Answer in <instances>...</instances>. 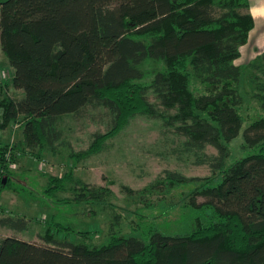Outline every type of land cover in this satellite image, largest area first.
<instances>
[{
    "label": "trees",
    "instance_id": "trees-1",
    "mask_svg": "<svg viewBox=\"0 0 264 264\" xmlns=\"http://www.w3.org/2000/svg\"><path fill=\"white\" fill-rule=\"evenodd\" d=\"M254 26L250 0H0L2 49L15 70L13 86L23 92L0 100V134L22 121L26 143L55 148L64 117L104 108L111 126L95 134L87 156L144 115L184 137L185 149L214 173H166L172 185L199 183L185 232H167L140 217L131 227L141 236H126L117 214L102 245L61 240L51 231L45 244L3 238L0 264H264V51L250 75L261 111L247 126L242 67L235 62ZM148 59L163 68L145 83L141 65ZM194 78L202 88H193ZM242 131L248 152L228 164V143ZM208 146L217 154L206 153ZM5 149L0 188L10 180ZM65 180L51 177L47 192L64 189ZM110 194L78 182L67 202H105ZM198 196L205 201L198 203ZM28 224L0 216L2 227L24 231Z\"/></svg>",
    "mask_w": 264,
    "mask_h": 264
},
{
    "label": "rangeland",
    "instance_id": "rangeland-1",
    "mask_svg": "<svg viewBox=\"0 0 264 264\" xmlns=\"http://www.w3.org/2000/svg\"><path fill=\"white\" fill-rule=\"evenodd\" d=\"M241 53L235 62L242 67L239 88L244 105L241 112L247 119V126L261 111L260 101L253 97L255 84L250 79L251 63L260 54L256 55L250 44L243 46ZM141 68L145 73L143 82L149 83L163 64L148 59ZM14 75L15 70L2 49L0 31V100L6 94L23 97V92L13 86ZM199 87L203 86L194 78L193 88ZM150 99L156 102L153 94ZM111 119L108 110L93 107L80 115L64 117L59 123L63 140L55 148L42 149L26 143L22 121L12 122L0 134V147H6L4 156L10 172L9 184L0 188V216L13 215L29 223L24 231L0 226V241L16 237L45 244L44 237L51 231L61 240L102 245L108 241L117 214L121 215L119 232L126 236H141L131 227L132 221L140 222V217L144 224L156 223L167 232L189 229L193 220L192 198L199 183L172 185L166 181V173L205 178L214 175L211 166L199 163L198 156L185 149V138L165 126L163 120L144 115L134 117L101 152L83 155L96 133L109 130ZM228 147V164L248 152L244 147L243 131L228 143ZM205 151L209 155L217 154L213 146ZM51 177L66 179L65 188L49 194ZM78 182L107 188L111 194L105 197V202L69 203L67 201L75 196ZM196 200L202 203L205 198L198 196ZM58 224L69 230L60 231ZM83 232L85 235L81 234Z\"/></svg>",
    "mask_w": 264,
    "mask_h": 264
},
{
    "label": "crops",
    "instance_id": "crops-1",
    "mask_svg": "<svg viewBox=\"0 0 264 264\" xmlns=\"http://www.w3.org/2000/svg\"><path fill=\"white\" fill-rule=\"evenodd\" d=\"M250 1L251 13L255 19V26L250 34V41L246 45L250 44V47L255 49V54L257 55L264 51V0ZM255 54L252 58L256 56Z\"/></svg>",
    "mask_w": 264,
    "mask_h": 264
},
{
    "label": "water",
    "instance_id": "water-1",
    "mask_svg": "<svg viewBox=\"0 0 264 264\" xmlns=\"http://www.w3.org/2000/svg\"><path fill=\"white\" fill-rule=\"evenodd\" d=\"M4 183H6V179H4Z\"/></svg>",
    "mask_w": 264,
    "mask_h": 264
}]
</instances>
